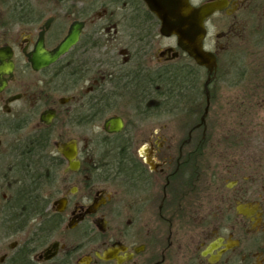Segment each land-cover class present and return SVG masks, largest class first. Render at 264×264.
Here are the masks:
<instances>
[{
	"label": "flooded vegetation",
	"instance_id": "obj_1",
	"mask_svg": "<svg viewBox=\"0 0 264 264\" xmlns=\"http://www.w3.org/2000/svg\"><path fill=\"white\" fill-rule=\"evenodd\" d=\"M188 2L216 7L212 71L144 0H0V264H264V154L210 144V118L252 125L264 104V0ZM48 19L43 54L80 35L35 69Z\"/></svg>",
	"mask_w": 264,
	"mask_h": 264
},
{
	"label": "water",
	"instance_id": "obj_2",
	"mask_svg": "<svg viewBox=\"0 0 264 264\" xmlns=\"http://www.w3.org/2000/svg\"><path fill=\"white\" fill-rule=\"evenodd\" d=\"M149 10L156 15L160 21L159 33L164 37H175L177 48L190 56L198 66H205L210 71L215 67L214 56L203 49V39L205 37L204 20L211 15L216 7L212 3H206L198 8L192 7L188 0H144ZM51 19L44 22L40 28L37 40L38 47L34 53V68L48 65L58 57L66 53L78 40L81 30V24L73 23L68 30L67 35L58 47L46 55L42 53V40L44 34L49 28ZM2 57V58H1ZM0 75L10 70L11 64H4L3 55H0ZM208 108H205L204 114ZM121 127L118 123L117 129ZM59 152L68 162L70 170L76 169L74 158V143L69 142L63 146Z\"/></svg>",
	"mask_w": 264,
	"mask_h": 264
},
{
	"label": "rangeland",
	"instance_id": "obj_3",
	"mask_svg": "<svg viewBox=\"0 0 264 264\" xmlns=\"http://www.w3.org/2000/svg\"><path fill=\"white\" fill-rule=\"evenodd\" d=\"M42 15H44V17H43L44 19L47 16H56L57 23L52 27V31L55 30L56 26L60 22H62V20L66 22V20L63 17L64 15L61 12L44 13ZM68 23L69 22H67V24ZM66 28H67V25L65 27V30H66ZM33 29H35V28H33ZM15 30H16V40H21L27 36V32H25V29L17 27ZM239 30H241V29L235 28L234 33L238 34L240 32ZM218 41L220 42V45L223 43L222 40H218ZM123 46L124 45L122 44L118 48H123ZM155 48H154V50H155ZM104 49L105 48L102 47V50H104ZM263 49H264V45H263ZM101 51H99V52L101 53ZM57 96H58V94L55 95V97H57ZM259 107H260V105H259ZM214 110H215V108L212 110V112ZM218 112H222V110H219ZM258 113H259V115H257L255 117V119L252 121V125H250L249 122H240L241 119L239 121H237L233 118H229L228 120H224V121L220 120L217 122L216 120L214 121L213 118H210L211 122H213V124H219V126L217 125L214 128L215 133L213 135V139L211 140L210 144H216V141L219 139H222L223 138L222 136L225 135L229 139V141H232L233 139H236V138H237V141H239V142L243 141L244 144L248 145L249 151H250V146L257 151V153H255L256 157H258V158L262 157V154H264V153H262V152H264L262 150L264 147V104L261 105V109ZM162 123H164V121H162ZM232 123H234V124L232 125ZM238 123L243 125L242 127H239V131L237 129ZM229 126H230V128H234L231 130H236V132H234L235 135H231L232 132H230V129L228 128ZM57 141H59V137H58L57 132L54 131L53 137H52V143L57 142ZM242 155H243V153H242Z\"/></svg>",
	"mask_w": 264,
	"mask_h": 264
},
{
	"label": "trees",
	"instance_id": "obj_4",
	"mask_svg": "<svg viewBox=\"0 0 264 264\" xmlns=\"http://www.w3.org/2000/svg\"><path fill=\"white\" fill-rule=\"evenodd\" d=\"M50 139L48 138V143H49ZM46 143H47V140H46ZM31 186V184L27 185V184H24L21 188H24V190H22L20 193H23L26 189H28L29 187ZM20 191V189L18 190V192ZM17 192V193H18ZM21 199L25 200V199H28L27 197L23 196L21 197Z\"/></svg>",
	"mask_w": 264,
	"mask_h": 264
}]
</instances>
